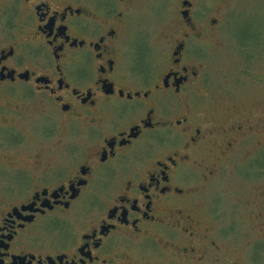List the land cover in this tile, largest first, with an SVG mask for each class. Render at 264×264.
<instances>
[{
	"label": "flooded vegetation",
	"instance_id": "flooded-vegetation-1",
	"mask_svg": "<svg viewBox=\"0 0 264 264\" xmlns=\"http://www.w3.org/2000/svg\"><path fill=\"white\" fill-rule=\"evenodd\" d=\"M214 1L155 0L136 45L140 0H0V264H264V187L226 185L264 184L263 81L204 78Z\"/></svg>",
	"mask_w": 264,
	"mask_h": 264
},
{
	"label": "rangeland",
	"instance_id": "rangeland-1",
	"mask_svg": "<svg viewBox=\"0 0 264 264\" xmlns=\"http://www.w3.org/2000/svg\"><path fill=\"white\" fill-rule=\"evenodd\" d=\"M155 4V0H140L134 8L130 40L136 45L148 25L150 33L155 31L153 26ZM221 4L222 32L217 37L207 40L208 44L209 42L211 45L217 44L215 45L217 49L212 50V56L209 55L207 61L201 66L203 73L206 74L204 78L209 77L213 88L224 95L245 93L248 96L257 91L252 86V81L259 78L263 81L259 90L264 96V44H257L260 35L261 41L264 42V0H226V2L215 0L213 6L208 9L213 12L214 7ZM170 11H174L173 6L170 7ZM150 39L151 42L156 41L153 34ZM256 39L257 42H254ZM244 42L247 43L246 46L243 45ZM208 52L211 54V51ZM249 53L253 55L250 60ZM226 185L233 187L242 185L245 190L256 187L257 191L264 187L263 182L252 180L231 182ZM245 197L249 196L246 194ZM244 203L247 205L246 207L244 204L241 205L239 217L245 218V222L240 224L238 232L244 235L242 238L244 242L241 241V245L245 248V243L251 242L255 237L263 238L261 236L264 235V223H257L256 217L251 214V210L257 207L249 205L248 201ZM232 243L234 242L230 241V244ZM258 245L263 247L264 241Z\"/></svg>",
	"mask_w": 264,
	"mask_h": 264
}]
</instances>
